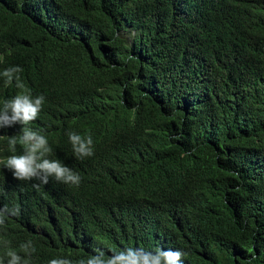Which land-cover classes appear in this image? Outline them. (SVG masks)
Wrapping results in <instances>:
<instances>
[{
    "label": "trees",
    "instance_id": "trees-1",
    "mask_svg": "<svg viewBox=\"0 0 264 264\" xmlns=\"http://www.w3.org/2000/svg\"><path fill=\"white\" fill-rule=\"evenodd\" d=\"M12 66L45 96L33 129L82 180L34 188L0 170V206L20 209L0 241L31 240L30 264L128 247L264 264V0H0ZM14 93L0 78V100ZM68 132L91 134L94 155L77 159Z\"/></svg>",
    "mask_w": 264,
    "mask_h": 264
},
{
    "label": "clouds",
    "instance_id": "clouds-1",
    "mask_svg": "<svg viewBox=\"0 0 264 264\" xmlns=\"http://www.w3.org/2000/svg\"><path fill=\"white\" fill-rule=\"evenodd\" d=\"M23 69L12 66L0 71V78L7 87H15V95L0 100V129H7L17 135L7 137L8 150L13 153L5 159H0L2 180L15 185H30L31 181H38L34 188L41 184H48L50 179L69 186H79L82 177L59 158H52L54 153L48 138L42 131L34 130L39 115L45 104V96L33 95L32 90L22 81L20 73ZM68 139L74 156L84 160L94 155V141L91 134L82 136L76 132H68ZM22 151L17 154V145ZM30 183V184H29ZM18 206H0V229L5 227L6 221L18 217ZM6 251L0 256V264H30L36 247L31 240L19 245V250L10 246L7 240L0 241ZM186 252L172 249L156 248L147 251L143 247H128L110 250L106 254L96 249L95 254L86 259L81 258L77 264H183L182 258ZM48 264H73L68 258L49 260Z\"/></svg>",
    "mask_w": 264,
    "mask_h": 264
}]
</instances>
